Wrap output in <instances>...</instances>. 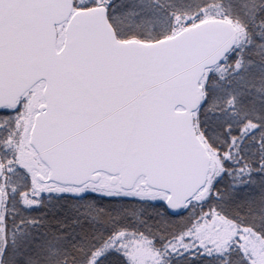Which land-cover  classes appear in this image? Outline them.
Instances as JSON below:
<instances>
[{
  "label": "snow or ice",
  "instance_id": "obj_1",
  "mask_svg": "<svg viewBox=\"0 0 264 264\" xmlns=\"http://www.w3.org/2000/svg\"><path fill=\"white\" fill-rule=\"evenodd\" d=\"M0 264H264V0H0Z\"/></svg>",
  "mask_w": 264,
  "mask_h": 264
}]
</instances>
